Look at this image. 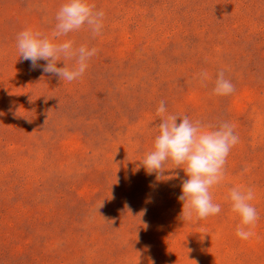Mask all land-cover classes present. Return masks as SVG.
<instances>
[{
    "label": "rangeland",
    "instance_id": "1",
    "mask_svg": "<svg viewBox=\"0 0 264 264\" xmlns=\"http://www.w3.org/2000/svg\"><path fill=\"white\" fill-rule=\"evenodd\" d=\"M90 2L105 12L101 35L85 26L60 40L99 51L69 83L16 48L25 28L50 36L65 0H0V264H264V0ZM221 70L232 95L213 94ZM162 100L235 125L211 190L218 215L184 220V171L168 164L158 180L141 165ZM237 186L256 192L249 240L236 236Z\"/></svg>",
    "mask_w": 264,
    "mask_h": 264
},
{
    "label": "clouds",
    "instance_id": "2",
    "mask_svg": "<svg viewBox=\"0 0 264 264\" xmlns=\"http://www.w3.org/2000/svg\"><path fill=\"white\" fill-rule=\"evenodd\" d=\"M104 18V10L97 9L90 0H65L55 14V28L50 36L33 27L17 34L19 58L30 61L33 69L41 67L43 73L53 74L60 81L70 83L78 80L83 77L89 61L98 54L99 49L83 44L76 46L74 40L61 41L60 38L85 26L95 38L102 33ZM41 60L46 64L38 65ZM68 61H73L71 66ZM58 63L63 66L58 67ZM198 78L204 84L209 79L207 71L200 72ZM234 91L235 85L225 78L224 71L218 72L213 94L229 96ZM156 115L159 123L156 124L153 149L145 155L141 165L148 174L155 173L158 180L164 177L168 164L184 171L187 179L182 180L181 195L178 197L182 202L181 217L184 220L194 217L203 220L218 215L221 206L213 202L211 190L224 181L227 157L239 143L235 125L226 121L216 124L193 121L186 115L169 113L163 100L156 108ZM255 198L253 187L237 186L230 190L228 199L231 201V210L240 217L236 236L241 240H249L256 235L253 229L260 217L251 203ZM145 212L142 210L140 216ZM191 261L197 264L195 260Z\"/></svg>",
    "mask_w": 264,
    "mask_h": 264
}]
</instances>
